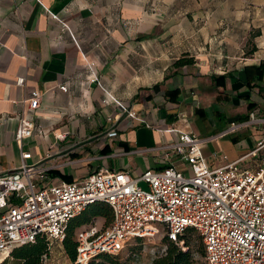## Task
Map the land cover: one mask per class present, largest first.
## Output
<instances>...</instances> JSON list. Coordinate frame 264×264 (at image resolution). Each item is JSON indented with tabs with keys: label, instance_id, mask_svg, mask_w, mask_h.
<instances>
[{
	"label": "crops",
	"instance_id": "1",
	"mask_svg": "<svg viewBox=\"0 0 264 264\" xmlns=\"http://www.w3.org/2000/svg\"><path fill=\"white\" fill-rule=\"evenodd\" d=\"M254 1V48L243 56L242 42L225 30L205 46L162 41L167 33L136 27L134 20L148 13L135 0H0V176L17 168L23 153L31 154L28 165L50 167L51 184L105 171L136 179L146 169L167 167L158 148L176 141L180 132L201 137L204 132L194 123L207 112L221 116L218 93L227 91L254 106L253 95L264 93V77L246 85L245 76L247 67L261 65L264 71V23L259 21L264 0ZM183 56L194 63L173 67ZM32 90L40 94L38 109L29 115L34 132L18 145L17 117L26 111L22 101ZM122 108H131L136 117L123 115ZM239 118L226 114L225 129L243 122ZM111 129L115 137L106 136ZM219 133L201 148L215 166L223 163L222 155L227 162L248 155L264 138L252 135L250 148L232 137L236 143L212 149L210 144L230 136L213 139ZM251 158H244V167L252 166ZM170 162L184 168L177 158Z\"/></svg>",
	"mask_w": 264,
	"mask_h": 264
},
{
	"label": "built area",
	"instance_id": "2",
	"mask_svg": "<svg viewBox=\"0 0 264 264\" xmlns=\"http://www.w3.org/2000/svg\"><path fill=\"white\" fill-rule=\"evenodd\" d=\"M23 79L16 81L22 85ZM60 90L66 91L65 86ZM14 141L21 143L34 132L29 115L38 109L40 94L29 92L22 101ZM122 114L136 117L131 108ZM252 116V115H251ZM231 123L213 139L232 135L252 124ZM115 137L116 131L106 132ZM210 138L180 132L176 141L159 147L168 166L146 169L140 177L126 172H98L74 183H48L49 166L28 165L30 153L11 173L0 176V255L6 258L17 247L39 237L50 246L62 242L68 224L88 206L103 203L112 220L105 226L96 221L78 229L76 256L71 264H88L100 255H116L129 240L153 237L161 230L169 242L177 243L188 232L202 242L206 264H264V138L246 156L212 165L202 155ZM260 154L243 166L245 157ZM177 158L184 168L171 165ZM252 159V158H251ZM183 244V241H179ZM188 247L181 246L182 250Z\"/></svg>",
	"mask_w": 264,
	"mask_h": 264
},
{
	"label": "rangeland",
	"instance_id": "3",
	"mask_svg": "<svg viewBox=\"0 0 264 264\" xmlns=\"http://www.w3.org/2000/svg\"><path fill=\"white\" fill-rule=\"evenodd\" d=\"M148 13L147 17L135 19L136 27L147 26L149 30L155 28V33L163 35L168 34V39L162 37V41H179L185 44H194L205 46L209 43L212 36L220 34L225 30L232 38L242 42L244 55L249 56L254 45L253 22L256 23V9L254 0H135ZM264 23V18H260ZM220 31V32H219ZM257 93V92H256ZM254 94V109H246L247 102H244L239 96L229 94L227 91L218 93L216 105H219L221 118L215 119L208 112L204 119L198 118L194 123L197 132L203 130L202 138H209L216 133L223 131L228 123L225 122L226 114L228 118L247 115V119L239 121H251L252 124L227 138L219 140L216 144H210L212 149H225L228 143H231L232 137L245 141L252 145V135L254 137H264V93ZM232 97L233 100H232ZM236 97V98H235ZM201 109L200 99H196ZM196 103L194 104L196 106ZM214 105V106H216ZM198 108V109H199ZM197 110V108H196ZM252 115V116H251ZM261 139V138H260ZM259 140V139H258ZM257 140V141H258ZM214 146V147H213ZM216 147V148H215ZM234 149H237L234 146ZM260 154H255L252 160L259 161ZM94 221L98 226H107L106 220L96 217ZM78 231V229H77ZM164 232L161 230L153 237L129 240L125 247L116 254L120 264H151L153 259L162 255L167 249V243L164 242ZM188 241V246L192 255L198 264H206L204 259V250L202 242L194 233L188 232L184 236ZM181 247L184 244L178 243ZM187 250V249H186ZM8 258V257H7ZM6 259L5 255H0V264ZM12 260H8L11 264ZM44 264H71L62 242H55L51 246L49 256Z\"/></svg>",
	"mask_w": 264,
	"mask_h": 264
},
{
	"label": "trees",
	"instance_id": "4",
	"mask_svg": "<svg viewBox=\"0 0 264 264\" xmlns=\"http://www.w3.org/2000/svg\"><path fill=\"white\" fill-rule=\"evenodd\" d=\"M194 63L193 58H188L183 56L174 62L173 67L180 68L183 66H189ZM245 76L247 77L246 85L250 84L252 81H261L264 77L263 67H247L245 68ZM224 82V76L219 77ZM175 93H172V95ZM170 95L169 93L167 94ZM254 108L253 104H248L247 109L251 111ZM247 119V115L240 117V120ZM233 143L237 142L236 138H232ZM96 217H101L106 220L108 225L112 220V213L106 204L99 203L95 205L88 206L80 215L75 217L70 221L67 227L65 238L62 241V246L66 252L71 263L74 261L76 256V243L75 235L77 229L86 226L94 221ZM179 238V241H183L187 250H182L177 243L169 242L166 237H164V242L167 243V249L162 255L157 256L151 264H198L195 261L192 252L188 246V241L184 237ZM138 242L141 241L140 238H136ZM50 246L49 243L44 238H37L34 243L26 244L13 249L1 264H8V260H12L11 264H44L45 259L49 256ZM88 264H120L117 255H100L95 259L91 260Z\"/></svg>",
	"mask_w": 264,
	"mask_h": 264
},
{
	"label": "water",
	"instance_id": "5",
	"mask_svg": "<svg viewBox=\"0 0 264 264\" xmlns=\"http://www.w3.org/2000/svg\"><path fill=\"white\" fill-rule=\"evenodd\" d=\"M234 121V120H233Z\"/></svg>",
	"mask_w": 264,
	"mask_h": 264
}]
</instances>
